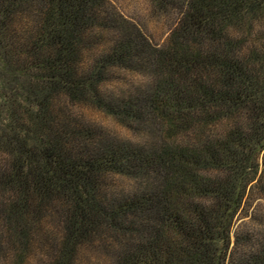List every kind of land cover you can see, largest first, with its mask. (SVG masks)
Segmentation results:
<instances>
[{
  "label": "trees",
  "instance_id": "16d2710c",
  "mask_svg": "<svg viewBox=\"0 0 264 264\" xmlns=\"http://www.w3.org/2000/svg\"><path fill=\"white\" fill-rule=\"evenodd\" d=\"M150 5L0 0V264H264V0Z\"/></svg>",
  "mask_w": 264,
  "mask_h": 264
},
{
  "label": "rangeland",
  "instance_id": "374dc122",
  "mask_svg": "<svg viewBox=\"0 0 264 264\" xmlns=\"http://www.w3.org/2000/svg\"><path fill=\"white\" fill-rule=\"evenodd\" d=\"M117 11L121 12L124 16L133 20H140L147 24L150 32L154 35L158 43H162L168 35L169 30L164 27L166 17L153 13L151 9L150 0H112ZM138 82L144 81L139 76L134 77ZM93 119H99L97 115H92ZM105 124H111L110 120L104 121ZM122 133H126L125 130H121ZM262 205L261 209H258L257 214L264 217V202L259 201L258 206Z\"/></svg>",
  "mask_w": 264,
  "mask_h": 264
}]
</instances>
